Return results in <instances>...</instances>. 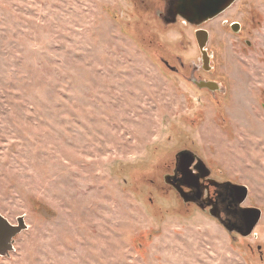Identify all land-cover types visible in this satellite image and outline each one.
Segmentation results:
<instances>
[{
	"label": "rangeland",
	"instance_id": "rangeland-1",
	"mask_svg": "<svg viewBox=\"0 0 264 264\" xmlns=\"http://www.w3.org/2000/svg\"><path fill=\"white\" fill-rule=\"evenodd\" d=\"M163 6L0 0V212L28 226L0 264H264V0L203 25L216 93L188 77L196 27ZM184 149L248 187L249 236L165 183Z\"/></svg>",
	"mask_w": 264,
	"mask_h": 264
},
{
	"label": "flooded vegetation",
	"instance_id": "flooded-vegetation-1",
	"mask_svg": "<svg viewBox=\"0 0 264 264\" xmlns=\"http://www.w3.org/2000/svg\"><path fill=\"white\" fill-rule=\"evenodd\" d=\"M169 1L170 0H163L164 6L162 10H157L156 12L159 18L162 19L165 24L177 23L178 19H181L182 23H184L185 25H191L193 27H196L195 39L200 50V56L198 57V60L194 61L192 65H190L188 77L190 78L191 82L198 88L208 89L213 93L221 92L223 90L222 84H219L213 79L203 77V74H208L214 69L212 62L214 56L208 51L207 48V44L209 41V31L203 28V25L206 22L199 26H196L189 23L180 16L174 22H167L166 19L169 16ZM230 7L227 8L224 12L228 11ZM224 12H222L221 14H223ZM224 24H229L230 28L236 33L242 32L243 26L239 21H229L227 19ZM199 30H206L208 33V39L205 45V50L207 52L206 61L204 60L203 53L201 51L197 38V31ZM162 61L171 70L178 71V69L174 65H172L170 61L166 58H162ZM180 65L181 68L185 69V64L182 63V61H180ZM193 156L194 155H189L188 158L183 157V159L179 160L175 158V162L170 172L168 173L169 175L173 176L172 179L176 180L177 185L183 188L184 191L188 192L190 197L195 199V202H187L186 204L196 205L200 209L204 208V211H207L208 213L211 210H214L226 222H235L237 224L239 222V214L235 201V196H233L232 194L233 191L231 190V186L227 184V181H221L213 177L211 169L207 166V164L206 166L203 165L200 161L196 159V157L193 158ZM167 185L170 186L173 190H175L172 185Z\"/></svg>",
	"mask_w": 264,
	"mask_h": 264
},
{
	"label": "water",
	"instance_id": "water-1",
	"mask_svg": "<svg viewBox=\"0 0 264 264\" xmlns=\"http://www.w3.org/2000/svg\"><path fill=\"white\" fill-rule=\"evenodd\" d=\"M236 0H170L168 6V18L167 22H174L180 16L189 23L199 26L224 12L229 8ZM197 38L201 51L203 53L204 60L206 61L207 52L205 45L208 39V33L206 30L197 31ZM189 155H194L198 161L206 166L205 161L199 157L195 152L184 149L179 151L175 158L177 160L188 158ZM173 176L166 174L164 181L166 184H170L179 193L180 197L185 203L195 202V199L189 196V193L184 191L179 185L176 184V180L172 179ZM175 178V177H174ZM227 184L231 186L233 196L239 214V222H226L221 216L214 210H211L209 214L216 218L229 232H237L241 236H249L262 217V210L258 207L243 206L246 201L249 189L246 185L233 183L227 181ZM204 211V208H201ZM25 217L19 216L16 223H12L6 216L0 212V256H9L14 250L15 238L23 230L27 229Z\"/></svg>",
	"mask_w": 264,
	"mask_h": 264
}]
</instances>
